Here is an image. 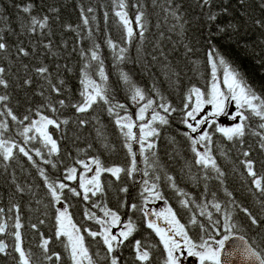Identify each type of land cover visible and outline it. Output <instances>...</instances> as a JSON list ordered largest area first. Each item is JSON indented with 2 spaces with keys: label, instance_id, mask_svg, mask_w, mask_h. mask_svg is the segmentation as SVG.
I'll return each instance as SVG.
<instances>
[{
  "label": "trees",
  "instance_id": "16d2710c",
  "mask_svg": "<svg viewBox=\"0 0 264 264\" xmlns=\"http://www.w3.org/2000/svg\"><path fill=\"white\" fill-rule=\"evenodd\" d=\"M127 2L132 4L136 0H127ZM27 3L34 5L33 15L38 17L42 15L50 16V27L43 30L45 33L51 32L50 36L47 34L41 36L39 29L33 35H20V21L17 18L24 14L20 13L14 5ZM141 3L147 21L145 39L141 42L136 36L131 44H126L123 40V28L114 15V0H0V10L3 11V15L8 18L16 32L15 35L7 37L9 44L14 45L17 41H23L29 49H31L32 44H36L38 48L35 55L21 58L20 61H16L14 54L8 57L7 60L0 57V65L5 67L9 66L8 60L12 61L11 74L8 76L10 88L7 90L10 97L9 106L19 118L29 114L32 118L37 119L38 117L34 115L35 111L45 104L44 97L39 95L42 90L44 96L53 98V102L59 99L66 101L67 106L64 108H60L58 103L55 105L58 109L55 118L68 119L69 123L62 125L59 130L53 127L49 130L53 134V138L57 140L60 148L59 154L54 157L58 162V168L52 169L50 165H40L47 170L51 179L62 178L65 165L75 166L78 171H82L83 169H79V165L74 163L75 159L78 158L87 160L90 157L97 156L106 166L125 168L130 166L131 158L127 155V149L123 147L124 137L115 124V115H110L107 112V106L102 103L95 105L93 109L85 114H77L70 106L71 103L81 100L79 95L82 90L80 70L84 61L81 60L79 51L81 48L87 49L92 41L101 45L100 55L104 61L105 73L108 76L106 87L110 96L114 97L113 103L125 104L133 119L135 118L137 106L130 99L131 88L122 80L121 72L126 73L130 82L144 90L146 96L154 99L156 103H159L160 100L157 93L152 91L153 86L165 97L167 102L174 107H182V100L190 87L197 86L202 90H206L209 86L211 66L207 64V52L211 48H215L240 73L241 77L257 95L264 97V29L254 23L256 19H264V10L259 7V0H245L243 5L240 0H212L211 11L218 17L213 24L207 23L206 15H204L207 9L198 7V0H177V3L181 5L182 14L188 21L184 25L185 31L182 35L170 31L172 27L171 20L165 22L160 7L154 6L152 0H141ZM163 3L164 0H160V4ZM88 7L94 9V12L90 13L89 16L95 15L96 17V20L91 22L89 26L92 31L91 37H88V29L83 26L80 16L81 8L86 10ZM51 8L58 9V12L50 11ZM127 11L135 28L136 9L129 7ZM105 12L108 13L107 20L104 16ZM66 26H71V28L66 29ZM220 28H223L224 31L221 32ZM77 32L84 37L82 41H78ZM107 38H111L119 46L128 49L124 61L121 62L115 59L113 50L106 44ZM49 40L52 41L53 45L51 52H54L55 55L42 47L41 42L47 43ZM185 44L193 50L187 55L185 54ZM74 48L76 51H73ZM160 50L167 54V63L170 68L179 73L178 78H167L161 63L152 61V55L156 54L158 56ZM116 51L118 52V49ZM158 60L163 61V58L158 56ZM40 63L48 66L54 77L64 80L65 83L61 86L63 90L59 96L51 93L46 82L32 71ZM24 64L29 66L27 71L23 68ZM93 64L95 66V62ZM57 65L60 66L58 76L56 72ZM65 66L71 68L72 71H67ZM89 71L93 78L99 82V77L95 75V67ZM218 75L220 78L222 77V69L219 70ZM29 76L32 78V84L23 85V80ZM3 91L0 88V92ZM41 111L43 114L53 117V113L46 107L41 108ZM150 112L151 110L147 113V118H150ZM120 114L123 115L124 113L120 111ZM4 119L8 120L12 128L9 134L15 136L16 126L10 118L5 117ZM79 119H85L88 123L79 125ZM169 120L168 125H157L160 135L152 138L155 148L151 152L145 153L149 157V162L155 161L153 167H148L145 164L144 158L139 155V145L133 143V150L137 153V167L140 169L134 174L135 182L124 174H122L121 181L118 182L110 174L104 173L101 176V181L105 187V192L98 194L97 197H92L91 201L87 203L82 198L71 196L66 192L67 202L70 204V214L78 226L82 225L93 230L99 228V225H96L94 221L84 219L83 213L86 207L100 217H103L100 208L104 206L114 211L119 210V214L125 222L131 217L137 225L132 239L142 240L150 251V264H163V246L159 244V238L154 232L147 229L141 213H133L127 206L120 207L124 201H127L128 204H140L142 202L139 193L141 191V181L145 178L143 177V171L145 170L149 172V178L154 179L156 175L161 177L157 182L160 190L168 200L169 206L177 213L181 222L186 225L194 240L198 241L201 233L198 226L189 224L190 216L196 214L201 222L207 223V221L203 217H199L195 204L190 205L193 211L181 207L179 200L185 197L176 194L175 190L171 188L170 182L167 181L165 173L173 176L177 187L187 193L196 203H205L212 200L211 193L215 192L217 201L225 205L229 201V197L226 196L224 191L227 189L233 194L232 199L237 204L249 208L255 215L259 216L258 194L255 191H250L251 178L247 176L246 171L240 164V160L245 159L242 152L250 151L249 159L255 161V170L259 175L264 176V152L259 148V138L254 135L255 132L261 131L258 127L259 118L252 117L248 121L249 127L242 138V144L239 140L228 141L222 134L215 132L214 128L211 129L213 136L212 155L221 170L225 172L223 185L215 178L207 181L202 178L204 172L194 163L195 155L191 151V143L182 135L187 129L179 123V114L173 113ZM98 130L101 135L97 134ZM15 138L20 139L19 137ZM105 145L108 147L106 148ZM36 146L39 147L40 145L37 144ZM152 152H155L154 157ZM34 159L38 160L36 157ZM13 170L17 182L22 185L33 186V191L36 193L35 197L27 193L14 195V189L10 185ZM209 175L214 177L215 173L209 172ZM65 183H70V186L78 188V181H65ZM205 185H207V192H205ZM122 186L129 188L128 193L118 191V188ZM12 199L21 204V218L22 223L25 225L22 229L25 248L39 256L41 250L37 245L40 242V234L43 233L45 238L50 239L49 247L51 251L61 255L62 264H71L62 242L64 238H61V240L55 239V208L45 209L49 197L46 195L43 181L38 176L37 170L23 157H20L19 163H14L7 171L0 167V207L7 209ZM36 199L42 201L40 205L36 204ZM92 201H95L100 207L92 208ZM209 210L213 211L214 218H216L218 214L210 205ZM230 210L233 213L235 222L238 224L240 234L245 235L250 240L255 239L257 242L264 244V239H262L264 237V222L259 227L252 226L247 217L235 206H231ZM45 211L47 215H44ZM39 219H45V224L39 225ZM158 222L161 226H164L162 221ZM31 223H37L38 230L31 229ZM84 235L93 260L98 261L99 264H104L105 249L102 241L99 238L93 240L86 233ZM0 239H4L10 245L13 242V238L10 236H0ZM8 251L11 252V250ZM121 255L127 264H139L134 260L131 240L128 242V246L123 247ZM0 264H14L12 256L0 254ZM43 264H55V261L43 262Z\"/></svg>",
  "mask_w": 264,
  "mask_h": 264
},
{
  "label": "snow or ice",
  "instance_id": "6c2138e0",
  "mask_svg": "<svg viewBox=\"0 0 264 264\" xmlns=\"http://www.w3.org/2000/svg\"><path fill=\"white\" fill-rule=\"evenodd\" d=\"M240 2L243 5L245 0H240ZM152 3L154 6L160 7L166 23L171 20L172 27L170 31L182 35L185 31L184 25L188 21L182 14L181 5L177 3V0H164L162 5L160 4V0H152ZM114 5V15L123 28L124 42L131 44L136 36L143 42L147 30V21L141 0H136L132 4H129L127 0H114ZM211 5L212 0H198L197 4L201 9H207L204 15H206L208 24H213L218 19L217 15L211 11ZM14 6L18 8L20 13L24 14L17 18L20 21V35H33L37 33L38 29L41 36L46 34L51 35V32L45 33L43 31L50 27V16L42 15L38 17L37 15H33L34 5L32 3ZM129 7L136 9L135 28L133 27V21L129 18V12L127 11ZM259 7L264 10V0H259ZM50 11L55 13L58 12V9L51 8ZM93 12L94 9L92 7H88L86 10L81 8L80 11L82 24L88 29V37L92 36L89 26L91 22L96 20L95 15L89 16ZM104 16L105 20H107L108 13L105 12ZM254 23L264 29V19H256ZM70 28L71 26H66V29ZM219 30L221 32L224 31L223 28ZM15 34V29L11 26L8 18L3 15V11L0 10V57L7 60L8 57L14 54L16 61H20L21 58L35 55L38 50L36 44H32L31 49L26 47L23 41H17L14 45L9 44L7 37ZM77 38L78 41L84 39L79 32H77ZM41 44L44 49L51 52L53 47L51 40L47 43L41 42ZM106 44L113 50L117 61L122 62L126 59L128 51L126 47L119 46L111 38L106 39ZM184 48L186 55L193 51L187 44L184 45ZM100 49L101 45L95 41H92L87 49H80L79 55L81 60L84 61L80 70L82 90L79 95L81 100L71 103L70 106L77 114H85L93 109L95 105L101 103L106 105L107 112L110 115H115V124L124 137L125 142L123 147L127 149V155L131 158L130 166L127 168L106 166L97 156L90 157L87 160L78 158L75 159L74 163L75 165H79L83 169L82 171H78L75 166L65 165L62 178L51 179L47 170L40 165H50L52 169L58 168V162L54 157L59 154L60 148L49 128L53 127L59 130L62 125L69 123L68 119L60 120L55 118V114L58 112L55 105L58 103L60 108H64L67 106L66 101L59 99L53 102V98L44 96V91L42 90L39 95L44 97L45 104L37 108L34 113L38 119L32 118L29 114H25L22 118H19L8 104L10 99L7 94V90L10 88L8 76L11 74L12 65V61L8 60V67L0 65V88L4 90L0 92V167L7 171L14 163H19L20 157H23L37 170L38 176L43 181V187L46 189V195L49 197V202L45 205V209L49 207L55 208V239L61 240V238H64L62 242L71 264H99L90 255L84 233L93 240L99 238L102 241L105 249L103 256L104 264H127L121 255V251L123 247L128 246L130 240L134 260L139 262V264H150V251L143 244L142 240L132 239L137 225L131 217L125 222L122 220L119 210L114 211L107 206L100 208V211L103 212V217H100L86 207L83 213L84 219L94 221L96 225H99V228L93 230L82 225L78 226L70 214V204L67 202L68 197L66 192L71 194V196L82 198L87 203L91 201L92 197H97L98 194L105 192V187L101 181V176L104 173L110 174L118 182L121 181L122 174L135 182L134 174L140 171V169L137 167V153L133 150V142L139 145V155L144 158L145 164L148 167H153L155 161L149 162V157L145 153L151 152L155 148L152 138L160 135L157 125H168L170 123L169 118L173 113L179 114V123L187 129L182 135L191 143V151L195 155L194 163L204 172L202 178L205 181L215 178L223 185L225 172L221 170L212 155L211 145L213 144V136L211 129L214 128L215 132L222 134L228 141L239 140L242 144V138L249 127L248 121L252 117L259 118L260 123L258 127L261 131L255 132L254 135L259 138V148L264 152V97L257 95L241 77L240 73L215 48H211L207 52V64L211 66V81L209 86L206 90H202L197 86L190 87L182 100V107H174L171 103L167 102L165 97L153 86L152 91L157 93L160 100L159 103H156L154 99L146 96L144 90L132 84L126 73L121 72L122 80L131 88L132 94L130 99L137 106L135 118L133 119V116L128 113L125 104L119 102L113 103L114 97L110 96L109 90L106 87L108 76L105 73ZM117 49L118 52L116 51ZM73 51H76V49L74 48ZM51 54L55 55L54 52H51ZM158 56L162 57L163 61L158 60ZM158 56L153 54L152 61L161 63L166 77L170 79L173 77L178 78L179 73L170 68L167 63V54L163 50H160ZM93 62H95V66ZM28 67L27 64L23 65L25 71L28 70ZM94 67L95 75L99 77V82L93 78V75L89 71ZM65 68L69 72L72 71L67 66ZM221 69L223 72L222 80L218 75ZM32 71L46 82L51 93H55L56 96L61 94L63 90L61 86L65 82L63 79L54 77L48 66L40 63ZM59 71L60 66L57 65V76ZM30 84H32L31 76L23 80V85ZM141 102L144 103L141 104ZM231 102L235 104V112L229 111L228 106ZM44 107L53 113V117L42 113L41 108ZM118 109L124 114L121 115L120 111H117ZM149 110H151L150 118H147L146 114L149 113ZM5 117L10 118L11 122L16 126L15 136L9 134L12 128L8 120L4 119ZM221 117L232 121L231 126H224L218 123L217 121ZM87 123L88 121L85 119L78 120L79 125ZM136 128L139 130L138 134L133 131ZM97 134L101 135L99 130ZM15 137H19L20 139L18 140ZM37 144L40 146H36ZM198 146L203 151L198 150ZM105 147L107 148L108 146L105 145ZM152 156H155V152H152ZM242 156L245 159L240 160V164L246 171L247 176L251 178L250 191H255L258 194L259 216L255 215L249 208L237 204L232 199L233 194L227 191V189L224 191L226 196L229 197V201L225 205L217 201L215 192L211 193L212 200L205 203H196L187 193L177 187L173 176L165 173V177L170 182L171 188L175 190L178 196L185 197L179 200L181 207L193 211L190 205L195 204L199 217H203L207 221V223L201 222L198 220L196 214L191 215L189 218V224L198 226L201 233L198 241L193 239L186 225L181 222L177 213L169 206L168 200L157 183L161 177L156 175L152 179L149 178L147 170L143 171V177L145 178L141 181V191L139 193L142 202L140 204H128L127 201H124L120 207L127 206L131 212L142 214L147 229L155 233L159 238V244L163 246V264H184V261L190 258H195L198 264H234V261L237 259L240 260L241 264H264V244L257 242L255 239L250 240L245 235L240 234L238 224L235 222L233 213L230 210L231 206H235L247 217L252 226L259 227L264 222V176L259 175L255 170V161L249 159L250 151H243ZM34 157L38 158V160L34 159ZM209 172L215 173V176H210ZM65 181H78V188L70 186V183H65ZM10 185L14 189V195L27 193L32 197L36 196L33 186L22 185L17 182L14 170L11 173ZM118 191L128 193L129 188L122 186L118 188ZM205 192H207V185H205ZM156 201H163L164 208L156 211L148 207L150 203H155ZM35 202L37 205H40L42 201L36 199ZM56 205H61V207H56ZM209 205L218 214L216 218H214L213 211L209 210ZM91 207L98 208L100 205L92 201ZM44 215H47L46 211ZM151 217H155V219ZM158 221H162L164 226H161ZM45 222V219L38 220L39 225H43ZM38 224L31 223V229L38 230ZM24 226L21 218L20 203L12 199L7 209L0 207V236H10L13 238L11 245L6 243L4 239H0V254L12 256L14 264H43V262L51 261H55V264H62L61 255L51 251L49 247L50 239L45 238L43 233L40 234V242L37 245L41 250L39 256L31 250L26 249L24 246V234L22 232ZM8 229L11 230L8 231ZM114 229L116 230L114 231ZM9 248H11V252L8 251Z\"/></svg>",
  "mask_w": 264,
  "mask_h": 264
},
{
  "label": "rangeland",
  "instance_id": "374dc122",
  "mask_svg": "<svg viewBox=\"0 0 264 264\" xmlns=\"http://www.w3.org/2000/svg\"><path fill=\"white\" fill-rule=\"evenodd\" d=\"M221 80H222V77H221ZM228 107H229V111L230 112H235V104H234V102H231ZM217 122L223 124L224 126H231V124L233 123L232 121H229V120H227L226 118H223V117H221ZM50 128H49V130H50ZM133 131L138 134V131L139 130H138V128H136V129H133ZM133 143H135V142H133ZM135 144H137V143H135ZM198 150L202 151V149L199 148V146H198ZM89 175H91V173H89ZM164 206L165 205H164V202L163 201H156L155 203H150L148 205V207L150 209H155L156 211H159L160 209L164 208ZM56 207H61V205H56ZM115 230L116 229H114V231ZM187 261H189L191 264H198V261L195 258H190L188 260H185L184 261V264H187L186 263Z\"/></svg>",
  "mask_w": 264,
  "mask_h": 264
},
{
  "label": "water",
  "instance_id": "95a60500",
  "mask_svg": "<svg viewBox=\"0 0 264 264\" xmlns=\"http://www.w3.org/2000/svg\"><path fill=\"white\" fill-rule=\"evenodd\" d=\"M151 218L153 219V217H151ZM190 264H191V263H190ZM234 264H241V262H240L239 259H237V260L234 261Z\"/></svg>",
  "mask_w": 264,
  "mask_h": 264
},
{
  "label": "bare ground",
  "instance_id": "6f19581e",
  "mask_svg": "<svg viewBox=\"0 0 264 264\" xmlns=\"http://www.w3.org/2000/svg\"><path fill=\"white\" fill-rule=\"evenodd\" d=\"M188 264H190V262H188Z\"/></svg>",
  "mask_w": 264,
  "mask_h": 264
}]
</instances>
